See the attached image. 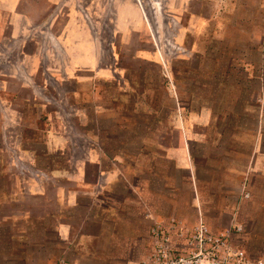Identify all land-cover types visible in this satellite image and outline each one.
Here are the masks:
<instances>
[{"label":"rangeland","instance_id":"obj_1","mask_svg":"<svg viewBox=\"0 0 264 264\" xmlns=\"http://www.w3.org/2000/svg\"><path fill=\"white\" fill-rule=\"evenodd\" d=\"M256 154L264 0H0V264H264Z\"/></svg>","mask_w":264,"mask_h":264},{"label":"crops","instance_id":"obj_2","mask_svg":"<svg viewBox=\"0 0 264 264\" xmlns=\"http://www.w3.org/2000/svg\"><path fill=\"white\" fill-rule=\"evenodd\" d=\"M262 154H260L259 156H258V154H256V158H258V160L257 161H259V162H262L263 160H264V155L263 156H261ZM255 158V157H254ZM255 158V159H256ZM260 169H262V167L260 168Z\"/></svg>","mask_w":264,"mask_h":264},{"label":"built area","instance_id":"obj_3","mask_svg":"<svg viewBox=\"0 0 264 264\" xmlns=\"http://www.w3.org/2000/svg\"><path fill=\"white\" fill-rule=\"evenodd\" d=\"M240 255H241V257L243 258L245 254H244L243 252H241Z\"/></svg>","mask_w":264,"mask_h":264}]
</instances>
